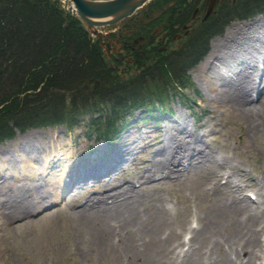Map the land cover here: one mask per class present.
Masks as SVG:
<instances>
[{
	"label": "rangeland",
	"instance_id": "374dc122",
	"mask_svg": "<svg viewBox=\"0 0 264 264\" xmlns=\"http://www.w3.org/2000/svg\"><path fill=\"white\" fill-rule=\"evenodd\" d=\"M188 1L190 3L186 0H181L180 3L183 2L184 6L195 8L193 3L195 0ZM238 1L222 0L219 2L217 6L219 8H216L215 11L224 7L222 15L225 16L221 21H218L217 18L222 15L216 18L215 14L211 17L214 20L209 19L212 23V30L216 28L218 34H213L209 38L207 37L208 39L203 33L207 29L210 30L209 26L201 32L199 29L192 32L190 30L187 36L180 41L177 36L171 35L162 43H158L163 39V31L172 30L168 29L170 28L168 22L179 18L177 12L184 9L182 4L179 7L178 3L176 5L174 1H169L166 7L169 9L166 12L162 11L163 13L157 20L151 24L148 23L151 26L148 27V32H145L144 36L140 34L135 37V39H138L137 37L144 39L140 47L143 54L148 55L151 52L159 51V49L161 51L166 49L164 56L174 64L175 70L179 74L175 85H179L182 92L178 91L176 86H171V89L170 84L166 81L163 82L164 78L158 75V72L155 73L153 67H151L152 72L141 73L151 65L145 59L125 56V62H123L124 58L121 62H115V69L120 79L127 83L125 88L132 87L133 80L139 84L136 85L137 89L141 88L140 86H152L150 93L157 92L156 85L168 86L169 95L164 100V104L170 113L156 112L154 118H149L158 119L156 124L153 121L142 120L147 117L144 115V110L139 108L134 110L130 119L125 123L126 126H123L124 134L116 142L113 151L104 141L98 142L92 136L86 137L82 128H75L72 132H68L62 125L31 128L23 133L14 130V135L11 138L0 143V185L5 187L4 192L0 195V210L8 203H13L14 197H21L23 194H27L29 200L34 198L33 205H36L35 209H29L28 213L19 219H6L0 214V264H134L133 255L140 258L145 254L162 253L160 249L163 246H165L166 257L168 256V260L172 262L171 254H167L171 253L172 248L175 247L176 235L181 234L183 237V234L186 233V230L182 231L181 227L189 228L191 221L196 219L195 215L200 218L207 215L212 206L216 203L219 204V199L228 195L225 188L221 187L223 180H217V177L224 172L232 180L233 185L239 186L242 194L245 190L254 191L257 201L255 209L259 213L264 212V114L259 115L261 124L255 127L251 133L249 126L250 122L254 120L253 117L225 110L224 98L212 99L210 92L204 86L203 78L198 79L194 71L208 59L211 44L216 40L223 43L230 28L255 21L264 23V15L260 14L249 19H241L237 16L228 18L226 12L230 10L231 14V8H236ZM152 6H154L153 10H158L157 6ZM192 21L196 22L198 27L202 19L193 16ZM218 22L222 23L220 24L222 27L217 25ZM215 24L216 26H214ZM192 52L199 57L196 59L190 57L186 60V57ZM128 57L133 58L128 62ZM230 61L232 62L231 59L229 63H231ZM245 62V59L240 62H232V66L238 69ZM156 63L152 64L156 65ZM259 66L263 76L258 75L256 80L264 83V61ZM222 74L221 78L225 77V79L230 75L227 70H223ZM150 75L153 77L150 78ZM139 78L141 79L138 80ZM204 78L214 79L211 75H206ZM148 80L153 81L150 83L147 82ZM142 94L147 93L142 92L138 97L141 98ZM182 128L194 135L199 143L205 144L212 150L214 163L200 172L190 174L188 179L180 181V183H165L166 181L163 180L161 184H158L159 196L157 195V197L160 198L162 204L170 206L172 209L165 224L153 227L151 234H146V232L133 234L132 239L121 232L117 236L111 232L107 237L105 249L95 251V248L91 247L93 238L75 212L79 211L89 197L109 191L113 189V186L119 187L126 185L125 182H129L138 189L142 181H138L137 178L142 176L150 165L143 161L152 160L155 154L163 150H160L158 143L173 141L175 138L178 140L180 135L179 137L174 135L172 138L171 136ZM26 135H30V143L21 147L23 151H30L31 155H36L40 149L48 152L50 150L48 145L50 142L53 144L55 140H61L62 144L67 145L66 150L73 157L69 167L71 175L75 173V170L80 169L82 163H86L96 156L105 157L107 152H110L109 150H111V155L114 152L126 153L127 156L122 161L128 160L123 162L121 171L110 174L104 180L90 179L87 184L78 181L79 184L72 185L68 183L70 177L68 176L63 185H60L64 189L53 190L51 193V187L46 182L49 179L52 180L53 175L50 173L55 170L54 167L59 165L58 160L52 162L51 169L44 172V176L38 174L36 179L27 180L24 178L20 184L15 181L14 170H19L21 161L15 156L18 151L14 152L13 145ZM53 147L56 148L54 144ZM107 157L111 158L112 156ZM41 162L43 163V159ZM54 179L57 180V177ZM21 185L26 186L29 191L23 188L24 192L18 191ZM106 188L108 189L106 190ZM143 191H147V189ZM139 209L151 222L152 218L149 213L147 214V211L145 214L144 207L139 205ZM243 215L242 213L238 214L237 220L245 222L246 215ZM261 218L256 232L260 231L263 220ZM24 224L26 225L21 227ZM233 224L234 221H226L216 233L210 232L212 236L222 240L219 244L208 241L209 237L206 239L196 237V240H192L191 257L198 259L193 264H228L225 260H228L229 264H257L258 256L263 252L264 247L261 248L260 243L255 247L246 246L236 236L230 241L226 240ZM261 235H264L263 231L257 233L258 240H261ZM182 249L185 250L183 247ZM180 250V247L175 248L174 255L177 259L181 258Z\"/></svg>",
	"mask_w": 264,
	"mask_h": 264
},
{
	"label": "bare ground",
	"instance_id": "6f19581e",
	"mask_svg": "<svg viewBox=\"0 0 264 264\" xmlns=\"http://www.w3.org/2000/svg\"><path fill=\"white\" fill-rule=\"evenodd\" d=\"M210 11L207 6L206 10L200 13L202 20L207 21L210 19ZM188 18L189 13H187V17H184L181 22H186ZM220 24L222 23H217L218 26L222 27ZM208 26L212 28V23L209 22ZM201 28H197V30ZM213 34L218 33L206 32L205 36L209 38ZM230 59L232 62H240L245 59L246 62L240 68L235 69L232 66V62L230 61L231 63H229ZM263 61L264 23L255 21L230 28L223 43L218 40L214 41L211 44V52L209 53L208 59L194 70L196 72L195 76L198 79L203 78L204 86L210 92L212 99L217 97L224 98L225 110L253 117L254 120L250 122L249 126L251 133L255 127L261 124L259 115L264 114V83L256 80L258 75L263 76V73H261L262 69L259 66ZM223 70H227L230 73L226 79L225 77L221 78ZM206 75H211L214 79L207 80L204 78ZM164 131L167 132L165 129ZM174 135H177V137L180 135L178 140L175 138L173 141L169 140L173 143L169 141V143L166 141L158 143L160 150H163L155 154L152 160L143 161V163H150V165L149 169L137 178L138 181H144L140 184V190H136L133 184L129 182H125L126 185L116 189L111 186L113 189L88 198L79 211L75 212L80 222L93 238L91 247L95 248V251L98 252L100 249H105L107 237L111 232L115 233L116 236L121 232L132 239L133 234H141L142 232L151 234L153 227H159L165 224L167 222L166 218L171 215L172 209L170 206L162 204L160 198L157 197V195L159 196L157 191L158 184H161L163 180H166L165 183H180V181L188 179L190 174L200 172L208 165L214 163L212 150L207 148L205 144L199 143L194 138V135L188 133L185 128L173 134L171 138ZM29 137L30 135H26L22 139H19L18 143L13 145L14 152L18 151L15 153V156L21 161L19 170H14L15 181L20 184L24 178L30 180L36 179L38 174L44 176V172L51 169L52 162L58 160L59 165L54 167L55 170L52 171L54 174L52 172L50 173L53 175L52 180L49 179L46 184L51 187V193L53 190L60 191L64 189L60 185L62 186L65 178L71 176L69 167L73 159L72 155L66 150L67 145L62 144L61 140H55L53 144L56 148L50 142V145H48L50 150L48 152L40 149L39 153L31 155L30 151H23L21 147L29 145ZM125 154L113 153L112 155L110 154L112 156L111 158L105 157L104 159L100 157L91 158L86 164L80 166L77 173L78 180L80 182L88 181L92 175H98L103 171H110L112 168L118 167L122 160L125 159L124 157L127 156ZM42 159L43 163L41 162ZM54 177H57V180ZM157 177L161 182H153V179ZM220 178L221 176L217 177L218 180ZM72 179L74 178H69V180ZM22 188L29 191L24 185H21L18 191H23ZM224 188L228 195L219 199V204L216 203L212 206L207 215H203L202 218L199 217L198 224L195 228L188 229V232L192 234L189 239V244L191 239L194 238L196 240V237H199V239L209 237L207 239L208 241L215 244L221 243L222 240L216 236H212L210 232L216 233L226 221L231 220L234 221V224L226 240L230 241L236 236L238 239H241L239 241L243 242L244 245H252L255 247L259 242L256 228L260 224L259 221L262 216L258 215V212L243 197L237 195L239 191L235 185H232L231 180L226 178ZM145 189L147 191H143ZM4 190V185H0V195ZM14 198L13 203H8V205L0 210V214L6 219H19L25 216L29 209L33 210L36 207L35 204L33 205L34 198L29 200L27 194ZM139 205L144 207L145 214L146 211L147 214H150L152 218L151 222L142 214L143 211H140ZM240 213L246 215L245 219L247 220L245 222L237 220V215ZM181 228H185V226ZM176 236L175 243L177 246H183V241L179 242L180 235ZM161 250L162 253H151L154 255L145 254L140 258L133 255V263L193 264L198 260L197 258L191 257L193 252L191 247L187 248L184 252V257H182L179 263L176 258H173L172 252L167 255L171 254L170 259L173 261L168 260L169 257H166V253H164L165 246L161 247ZM262 260L264 261V259ZM225 261L229 264L228 260Z\"/></svg>",
	"mask_w": 264,
	"mask_h": 264
},
{
	"label": "trees",
	"instance_id": "16d2710c",
	"mask_svg": "<svg viewBox=\"0 0 264 264\" xmlns=\"http://www.w3.org/2000/svg\"><path fill=\"white\" fill-rule=\"evenodd\" d=\"M167 1L180 4L159 0L154 5ZM240 3L233 10L239 16L264 13V0ZM112 61L104 58L98 44L57 2L0 0V142L11 138L14 130L60 123L70 128L85 115L93 134L111 139L135 109L143 107L152 115L155 107L145 100L151 87L137 89L139 84L133 80V86L125 88L127 83ZM157 63L141 73L153 67L154 72L163 70L167 80L178 76L172 62ZM156 89L155 99L163 104L164 88ZM142 92L147 94L139 98Z\"/></svg>",
	"mask_w": 264,
	"mask_h": 264
},
{
	"label": "water",
	"instance_id": "95a60500",
	"mask_svg": "<svg viewBox=\"0 0 264 264\" xmlns=\"http://www.w3.org/2000/svg\"><path fill=\"white\" fill-rule=\"evenodd\" d=\"M58 3L64 13L78 20L86 33L95 39H101L100 47L104 54H110L109 44L105 41L111 33H115L126 20L137 10L145 8L153 0H51ZM215 0H210V10ZM161 11L153 13L150 22L156 19Z\"/></svg>",
	"mask_w": 264,
	"mask_h": 264
},
{
	"label": "flooded vegetation",
	"instance_id": "af4514ba",
	"mask_svg": "<svg viewBox=\"0 0 264 264\" xmlns=\"http://www.w3.org/2000/svg\"><path fill=\"white\" fill-rule=\"evenodd\" d=\"M187 2H189L188 0H186ZM208 1L209 0H195L193 3L195 5V8H189L186 6H184L183 4L181 5L182 7H184L183 10H177V15L180 16L179 18L175 19V20H170L168 22V25L170 28L168 29H172L171 31H163V39L162 41H159L158 43H162L163 40L168 39V37H170L171 35L173 37L177 36L178 40L180 41L181 39H184V37L187 36V34L194 30H196L198 27L199 28H203L205 26H208V23L211 22L210 20H214L212 17V15L217 16L220 14L221 12V8L220 10L215 11L219 2H221L222 0H215L213 8L210 11V20L207 21H200L201 24H198V27L196 26V22L192 21L193 16L194 17H201L200 13H202L203 10H206V7L208 6ZM190 3V2H189ZM182 9V8H180ZM187 13H189V18L187 19L186 22H181L184 17H187ZM149 13L145 12V13H141L140 15H135L131 20H129L127 23H125L123 25V27H119V29L116 31V33L111 34L108 39H106V42L109 43V49H110V55L114 58H119V60H123V58L125 56H132L134 54L137 53H142V51L140 50V47L143 43V38L142 37H137L138 39H131L133 38V33H137L139 31V27H140V23H141V19L142 18H146V16H148ZM144 16V17H142ZM202 19V18H201ZM205 25V26H204ZM173 27V28H172ZM166 49L164 48L163 51H165Z\"/></svg>",
	"mask_w": 264,
	"mask_h": 264
}]
</instances>
